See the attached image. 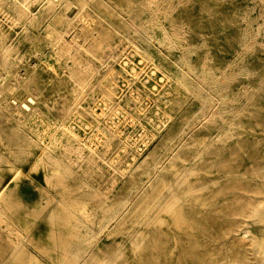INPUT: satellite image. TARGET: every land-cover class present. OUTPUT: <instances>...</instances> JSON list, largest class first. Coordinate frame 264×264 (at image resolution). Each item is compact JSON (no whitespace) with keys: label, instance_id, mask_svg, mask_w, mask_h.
Returning a JSON list of instances; mask_svg holds the SVG:
<instances>
[{"label":"rangeland","instance_id":"1","mask_svg":"<svg viewBox=\"0 0 264 264\" xmlns=\"http://www.w3.org/2000/svg\"><path fill=\"white\" fill-rule=\"evenodd\" d=\"M19 1L27 5V10L14 6L9 0H0V30L12 41L10 48L24 55L32 53L25 60L27 62L12 60L6 68L9 73L5 76L11 78L13 83L9 102L13 105L20 102L39 104L38 115L32 120L35 126L42 120L53 124L64 112L71 111L65 120L66 125L78 134L80 140L92 141L91 145L94 146L100 144L101 132L93 124L83 121L78 111L71 110L74 106L71 91L74 79L70 74L72 60L59 62L55 58L54 30L62 31L66 22L77 23L78 4L75 0H67L69 6L66 7V2H63L54 15L41 0ZM105 1L107 5L118 7L123 6L125 0ZM133 1L136 11L123 14L127 16L128 24L130 21L139 29L142 24L157 22L151 19L147 9L148 0ZM156 1L168 16L167 19H159V24L162 26L163 23L169 34L178 35L179 45L160 48L152 43L147 47L129 39L134 35L132 29V33L128 30L126 37L113 33V47L117 50L110 70L116 84V99L121 105L112 119L119 136L114 137L110 148L114 153L125 143L136 154L132 164L130 154L121 156L122 167L130 165L132 168L123 179H116L114 199L128 196L132 201L127 222L123 226L114 225L105 230L107 233L97 239L101 250H95L86 264H101L103 255L109 254L114 244L125 245L120 252V264H138L137 251H133L138 237L134 234L153 228L141 223L132 224L142 219L141 216L138 218L140 208L151 206L150 211L157 210L154 197L161 181L153 174H142L154 160L160 161V174L168 180L172 178L168 171L173 166L184 172L194 169L207 172L213 161L219 158L217 155L222 152L224 138L218 139L226 131L225 123L233 118V113H228L226 109L221 114L218 112L217 99L212 101L211 96L214 91L212 94L210 84L200 78L203 70L211 73L213 78L229 77L227 94L230 99L227 106L237 107L234 112L238 111L242 128L239 139L230 145L233 154L221 156L222 167H232L237 171L225 172L220 184L233 187L234 193L241 196L245 203H264V174L256 178L251 176L253 170H259L264 165V0ZM93 6L95 8H91V14L98 20L106 15V25L110 29L115 32L125 29L118 19L107 16L98 9L97 4ZM26 15L32 17L27 30L22 28ZM44 20L47 26L37 27ZM80 29L78 26L75 33L69 31L65 37L72 40L75 35L79 44H83ZM35 39L45 42L39 51H35L31 44ZM184 62L194 72L193 85L196 90L208 96L205 103L202 97L195 94L175 91L176 77ZM26 68L33 69V73ZM98 70L103 73L105 64L98 66ZM101 80L105 81L106 78ZM4 94L6 91H2L1 95ZM93 96L94 101L90 104L83 102L82 106L92 108L101 118L102 93L97 90ZM203 146L206 154L201 158L198 150ZM100 163L108 179L111 169L105 161ZM50 168L51 164L31 157L23 168L13 174L1 169L0 182L7 185L2 211L23 240L22 247L17 248L9 264L20 259L24 264H33L32 258L36 259L37 264H63V255L68 256L70 262L73 261V249L81 238L77 235L78 228L70 222L64 226L51 225L50 220L60 213L71 220L81 216L78 207L85 191L79 188V183L85 175L80 170L67 178L65 171L60 170L61 176L51 178L46 176ZM63 209L67 212H63ZM232 209V205L226 208L222 220L227 232L203 241L211 246L212 239L214 243L210 250L228 256L227 259H233L229 254L231 245L241 242L247 248L249 264H264V221L252 215H235L231 213ZM100 214L102 211L99 209L98 216ZM152 218L155 220L157 215ZM147 222H150L149 216ZM230 225L237 227V230L227 236ZM97 228L98 224L93 225L94 230ZM125 230L130 234L123 237ZM131 231L134 232L131 234ZM52 234L60 237L55 241ZM171 239L147 237L145 244L154 242L160 250L158 257L163 262L164 244L166 242L167 250L172 249ZM54 245L57 249L53 248ZM153 254L157 253L153 251ZM178 259H182V252L174 249L173 261Z\"/></svg>","mask_w":264,"mask_h":264},{"label":"bare ground","instance_id":"2","mask_svg":"<svg viewBox=\"0 0 264 264\" xmlns=\"http://www.w3.org/2000/svg\"><path fill=\"white\" fill-rule=\"evenodd\" d=\"M51 9V13L55 15L58 6L67 0H41ZM78 4V20L77 23L66 22V26L62 31L54 30L56 37L54 40L56 55L55 58L59 62L66 59L72 60L70 74L74 79L72 88L73 111H78L83 121L91 123L101 132L100 144L91 145L92 141H82L78 134L72 128L66 125L67 115L71 111L64 112L59 116L53 124H48L42 120L35 126L32 120L38 115L39 104H28L24 102L15 103L9 102L10 92L13 87L12 79H8L5 75L9 72L6 70L9 62L12 60L18 61L27 60L32 53L22 54L19 50H13L12 41L8 35H5L0 30V176L1 169H6L12 174L18 169L23 168L24 164L32 157L36 161L49 163L51 168L46 173L48 177L58 178L59 171H65L67 177L74 175L75 172L82 171L85 178L79 183V188H84V197L78 207L80 217H74L72 220L64 217L61 213L57 217L50 220L51 225L64 226L66 222L74 223L78 228V234L81 238L77 246L73 249V261H69V257L62 256L63 264H86L87 259L95 250H101L97 239L107 233V228L114 225L123 226L127 222L129 206L132 199L128 196H121L116 201L114 199L116 191V179H123L128 174V170L132 167L127 165L122 167V155L127 157L130 154L131 164L136 160V154L133 150L127 148V144H123L111 153L110 143L114 137L119 136L117 127L113 125L112 119L118 110H120V102L116 99V84L113 83V72L110 70L116 50L113 47V33L119 34L121 37H126L128 30L132 29L133 43L140 45L145 44L149 47L152 43H156L160 48L166 46L179 45L178 35L169 34L165 28L159 24V19H167L166 12L160 9L158 1H147V9L151 13V19H156L157 22L142 24L139 29L130 21H126L123 14H131L136 11L135 2L133 0H125L123 6L113 7L107 5L105 0H75ZM69 2V1H68ZM65 6L68 7L69 3ZM14 6L27 10L24 3L19 0H9ZM93 4L107 16L118 19L119 24L125 27L122 31H113L106 25V15L101 19H97L91 14V8H95ZM52 15V16H54ZM30 15H26L22 28L27 30ZM46 27L47 22L44 20L39 22L37 27ZM81 27L80 31L83 35V44H79L77 37L74 35L72 40H68L65 34L69 31L75 33ZM127 28V29H126ZM131 32V30H130ZM131 32V33H132ZM41 39L32 40L31 44L35 47V51L40 50V46L44 44ZM97 62L99 65H96ZM105 64V71L100 73L98 66ZM27 65V64H26ZM31 68V67H30ZM28 69L33 73V69ZM193 70L191 66L184 62L176 77L177 86L175 91H183L195 94L203 98V103L208 100V96H203L199 89L196 90L193 85ZM211 77V78H210ZM106 78L105 81L101 80ZM201 79H204L210 85L211 95L213 100L216 98L218 112L221 114L223 109L228 113H233V118L227 121L226 131L221 134L224 138L222 152L217 155L209 171L194 169L184 172L178 167L173 166L168 171L172 178L166 180L160 174V161L154 160L152 164L143 170L144 174H153L161 181V186L156 191L154 197V206L157 210H149L140 208L138 215L139 219L133 222L132 225L141 223L147 228H153L151 231L142 230L140 233H135L138 240L133 244V251L137 257L138 264H249L247 248L245 245L236 243L231 245L229 254L233 259H227L224 254L218 251H211V246L204 242L205 238H213L227 232L223 228L222 220L226 215V208L232 205L231 213L240 216L252 215L259 220L264 221V203L254 205L245 203L242 197L238 196L233 191V187L222 185L220 181L224 179L225 172H236V169L222 167L221 156L225 154H233L230 151L232 142L238 140L242 130L239 122L238 111L234 112L237 107L235 105L227 106V101L230 99L227 94L226 79L213 78L212 74L206 70L202 71ZM97 90L102 93V117L100 118L92 108H84L85 104H90L94 101V92ZM2 91L6 94L1 95ZM211 98V97H210ZM211 98V99H212ZM82 101V103L80 102ZM234 99L232 100V103ZM208 103V102H207ZM207 105V104H206ZM215 106V103L211 104ZM238 110V109H237ZM222 117V116H221ZM227 149V150H226ZM111 153V155H110ZM109 154V155H108ZM206 151L204 146L198 150V156L204 157ZM100 161H105L111 169V175L106 178L103 173ZM3 164V165H1ZM143 166L141 165V168ZM264 174V165L252 171V178L260 177ZM68 178V177H67ZM64 187V186H63ZM135 187V185L133 186ZM7 185L0 182V264H9L19 246L22 247L21 234L16 231L8 216L3 210V199L6 195ZM247 193V192H246ZM223 202L220 204V202ZM6 202V201H5ZM108 206L110 208H108ZM99 209L102 215L98 216ZM67 212L66 209L62 210ZM107 212V213H106ZM157 212V213H155ZM106 213V214H105ZM228 213V212H227ZM157 218L153 220V216ZM229 214V213H228ZM149 216V223L148 221ZM99 218V219H98ZM98 224L96 230L93 225ZM231 232L236 231L237 227L229 226ZM215 234V232H217ZM134 231H131V234ZM130 233L125 230L122 233L126 237ZM52 238L56 241L60 236L52 234ZM133 236V235H132ZM170 237L173 248L166 249V242L163 248V262L161 257H158L159 248L154 242L146 245V238L150 237L157 239ZM135 237V236H134ZM124 244H114L109 250V254H104L101 259V264H120L122 259L120 252L124 250ZM54 249L57 246L54 245ZM174 249L182 252V259L173 261ZM155 251L157 254H153ZM155 255V256H154ZM21 260V259H20ZM12 262V264H24L23 262ZM35 258H32L33 264H37Z\"/></svg>","mask_w":264,"mask_h":264}]
</instances>
